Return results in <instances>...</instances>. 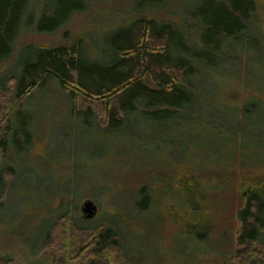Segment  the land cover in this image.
<instances>
[{
	"label": "rangeland",
	"instance_id": "rangeland-1",
	"mask_svg": "<svg viewBox=\"0 0 264 264\" xmlns=\"http://www.w3.org/2000/svg\"><path fill=\"white\" fill-rule=\"evenodd\" d=\"M52 1L60 0H29L19 11L11 52L0 60L1 118L11 104L21 109L31 140L19 151L8 130L0 150V263L58 264L48 234L64 216L84 229L118 232L120 264H240L241 186L264 183V0L216 66L190 59L199 74L189 79L196 102L181 110L184 117L135 113L111 127L80 117L57 79L18 99L14 78L43 49L75 47L87 66L103 65L116 38L137 34L145 20L170 25L204 57L199 12L225 0H86L66 13ZM86 200L97 206L92 219L81 215ZM196 204L202 213L190 219L211 223L208 238L196 237L208 230L183 217Z\"/></svg>",
	"mask_w": 264,
	"mask_h": 264
},
{
	"label": "trees",
	"instance_id": "trees-1",
	"mask_svg": "<svg viewBox=\"0 0 264 264\" xmlns=\"http://www.w3.org/2000/svg\"><path fill=\"white\" fill-rule=\"evenodd\" d=\"M85 3L86 0L52 1L59 13L81 9ZM27 4L29 6V0H0V60L11 52V39L19 22L18 13L24 11ZM259 6L258 0H225L211 5L206 15L203 11L199 12L207 28L199 48L206 50L204 57L191 52L192 49L183 40L184 35L181 36L170 25L159 28L150 20L142 22L144 24L138 27L137 34L130 31L123 38H116V49L103 65L87 66L75 47L43 49L39 61L27 65L21 76L14 78L17 85L14 95L21 99L25 94L29 95L31 88L42 87L55 78L75 98L73 108L80 117L88 120L95 116L100 124L105 121V127L128 120L135 113L154 120L184 117L181 110H189L196 102L195 88L191 87L189 79L199 74L190 59L206 67L216 66L226 41L249 29L248 25ZM151 39L157 48H151ZM254 39L257 41V38ZM261 44L264 45L263 40ZM153 84L154 87L151 86ZM197 101L201 103L200 99ZM7 113L3 118L0 114V150L6 149V132L9 130L13 143L21 151L31 144L28 118L12 104ZM14 115L16 123H13ZM3 123L6 126L2 130ZM241 191L246 206L238 214L242 227L234 258L240 264H264V183L242 184ZM147 207L148 204L143 203L139 209L144 211ZM201 213V206L196 204L191 211L183 212V217L187 218V222L196 224L193 227L203 226L208 230L205 234H195L203 239L208 238L211 223L206 221L207 224L203 225L202 220L190 219ZM120 236L109 227H99L95 231L84 229L68 217L61 216L50 225L48 244L59 251L56 256L58 264H120L123 256ZM70 256L74 260L68 263Z\"/></svg>",
	"mask_w": 264,
	"mask_h": 264
},
{
	"label": "water",
	"instance_id": "water-1",
	"mask_svg": "<svg viewBox=\"0 0 264 264\" xmlns=\"http://www.w3.org/2000/svg\"><path fill=\"white\" fill-rule=\"evenodd\" d=\"M97 206L95 202L86 200L81 209V215L84 219H92L96 215Z\"/></svg>",
	"mask_w": 264,
	"mask_h": 264
}]
</instances>
